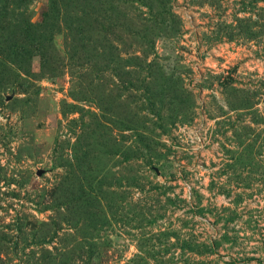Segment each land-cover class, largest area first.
<instances>
[{
  "label": "rangeland",
  "instance_id": "obj_1",
  "mask_svg": "<svg viewBox=\"0 0 264 264\" xmlns=\"http://www.w3.org/2000/svg\"><path fill=\"white\" fill-rule=\"evenodd\" d=\"M0 264H264V0H0Z\"/></svg>",
  "mask_w": 264,
  "mask_h": 264
},
{
  "label": "water",
  "instance_id": "obj_2",
  "mask_svg": "<svg viewBox=\"0 0 264 264\" xmlns=\"http://www.w3.org/2000/svg\"><path fill=\"white\" fill-rule=\"evenodd\" d=\"M40 174L42 173V171L39 172Z\"/></svg>",
  "mask_w": 264,
  "mask_h": 264
}]
</instances>
